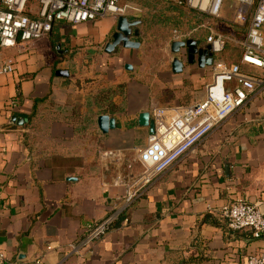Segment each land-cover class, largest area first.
Masks as SVG:
<instances>
[{
  "label": "crops",
  "instance_id": "1",
  "mask_svg": "<svg viewBox=\"0 0 264 264\" xmlns=\"http://www.w3.org/2000/svg\"><path fill=\"white\" fill-rule=\"evenodd\" d=\"M236 6L224 0L215 25L196 14L198 28L237 44L246 26L235 22ZM36 11V1H29L27 13ZM140 21L139 48L119 46L116 53L104 51L116 27L114 16L76 25L58 21L46 36L0 47V68L13 67L12 73L0 72V251L5 264H244L248 254L264 248V238L231 231L219 213L236 198L264 213V69L247 65L243 69L262 82L244 105L138 190L125 206L126 226L119 222L99 241L78 244L88 225L123 207L124 185L142 169L135 151L146 145L150 132L138 125V114L154 105L172 109L198 102L211 79L210 66L186 64L181 73H172L170 51L154 62L140 57ZM221 24H233L234 31L221 33ZM198 30L191 38L203 45L206 38ZM60 70L68 76L57 75ZM118 84L124 91L114 98L116 128L103 134L98 115H87L86 105L90 99L95 109L97 88ZM9 100L17 107L11 109ZM74 104L81 113L75 120ZM13 116L24 121L16 123ZM107 149L125 150L119 170L100 161V151ZM118 176L124 185H112Z\"/></svg>",
  "mask_w": 264,
  "mask_h": 264
},
{
  "label": "built area",
  "instance_id": "2",
  "mask_svg": "<svg viewBox=\"0 0 264 264\" xmlns=\"http://www.w3.org/2000/svg\"><path fill=\"white\" fill-rule=\"evenodd\" d=\"M29 1L37 3V11L33 16L27 13ZM161 1L217 17L224 0ZM232 1L237 3L235 22L246 26L245 37L240 43V61L230 63L220 58L225 45L224 36L209 32L206 43L211 46L213 62L210 65L211 79L204 87L205 96L187 106L172 109L158 105L151 107L149 114L154 123V132L148 134L146 145L135 151L142 169L130 183L124 185L120 176L112 182V185L125 186L122 199L124 208L135 199L141 187L150 184L216 125L241 108L262 82L244 70L243 66L264 69V0ZM138 11L127 0H0V47L11 48L18 40L27 42L46 36L58 21L76 25L105 16H126ZM187 38V34L175 31L172 41ZM180 57L185 59V52ZM0 72L12 73L13 67L10 64L3 65ZM8 106L14 109L17 103L9 100ZM124 154V149H107L100 151L99 159L119 170L125 162ZM123 207L115 206L101 220L88 225L81 232L78 244L102 239L112 229ZM219 213L231 231L245 230L253 239L264 238V213L255 204L236 198L223 205ZM128 223V217L121 220L122 226ZM0 264H5L1 251ZM244 264H264V248L248 254Z\"/></svg>",
  "mask_w": 264,
  "mask_h": 264
},
{
  "label": "rangeland",
  "instance_id": "3",
  "mask_svg": "<svg viewBox=\"0 0 264 264\" xmlns=\"http://www.w3.org/2000/svg\"><path fill=\"white\" fill-rule=\"evenodd\" d=\"M127 2L139 9L138 12L131 13L132 18L143 21L144 47L140 54L142 58L152 59V62L161 59V57L168 58L170 41L175 31L187 34L191 38L197 33L196 30L201 29V37L204 40L209 35L208 30L198 28V25L201 23L200 18L196 17L194 13H191L186 8L176 9L169 3L162 2L161 0H127ZM204 20H207L209 25H215L219 21L218 18H213L206 14L204 15ZM223 25L221 24L220 28H218L221 33L228 35L232 33L231 31H234L233 24V27L228 24ZM235 36L233 38H237ZM240 41L237 44L233 42L226 43L220 54L222 59L231 63L237 54L236 49H239L240 53L242 52ZM170 54L173 55L171 52Z\"/></svg>",
  "mask_w": 264,
  "mask_h": 264
},
{
  "label": "water",
  "instance_id": "4",
  "mask_svg": "<svg viewBox=\"0 0 264 264\" xmlns=\"http://www.w3.org/2000/svg\"><path fill=\"white\" fill-rule=\"evenodd\" d=\"M140 23V20H130L128 16L125 15L117 16L116 27L111 35V41L104 45V51L109 54L116 53L119 46L126 49L139 48L140 41L136 39L139 37L138 25ZM182 50L185 52V59L180 57ZM170 52L173 54L171 60V72L174 74L181 73L186 64H196L199 68L203 69L210 66L213 62V53L210 44L205 43L203 45H198V42L194 38L171 42ZM125 68L131 69L132 67L126 64ZM56 74L60 76H68V72L64 70L57 71ZM12 120L19 124L24 121L23 118L16 116H13ZM96 123L98 129L103 134L116 128V119L107 114L98 115ZM138 125L140 127L148 128L150 133L154 132V123L150 118L148 111H143L138 114ZM225 168L228 172L229 167L225 165Z\"/></svg>",
  "mask_w": 264,
  "mask_h": 264
},
{
  "label": "trees",
  "instance_id": "5",
  "mask_svg": "<svg viewBox=\"0 0 264 264\" xmlns=\"http://www.w3.org/2000/svg\"><path fill=\"white\" fill-rule=\"evenodd\" d=\"M169 4L172 5L176 9L182 8V7H179V6H177L175 4H172V3H169ZM188 10L191 13H194L195 15L196 14H203V13H199L197 11H193V10H190V9H188ZM226 43H225V45H226ZM225 45H224V47H225ZM236 50H237V54H236L234 60L231 63H236V62L240 61L242 52L240 53L239 49H236ZM219 57L222 58L221 55ZM96 91L97 92L92 97L93 98L92 102H93V104L95 106V109L92 106L91 100L89 99L88 101H90L91 104L87 102L86 114L87 115L91 114V117H94V116L100 115V114H107L109 116H114L115 117L117 115V113H118V110H117L114 98L116 96H120V95L123 94L124 84H118V85H115L114 87H109V88H101V89L97 88ZM72 115H73L74 120L76 118H78V116H81V113L79 114V110L76 109V105L75 104L73 105ZM133 125H134V123H131L130 125H128V127H132ZM128 207H125L119 213L117 220L114 221V223L112 225V228L114 226H116L119 222H121V220L123 218H125V217L129 218V208Z\"/></svg>",
  "mask_w": 264,
  "mask_h": 264
}]
</instances>
